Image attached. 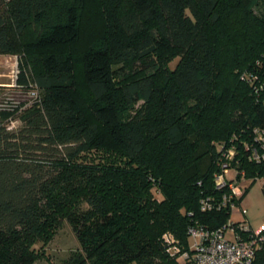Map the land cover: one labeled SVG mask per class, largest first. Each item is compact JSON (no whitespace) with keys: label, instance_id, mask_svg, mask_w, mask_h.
Wrapping results in <instances>:
<instances>
[{"label":"trees","instance_id":"trees-1","mask_svg":"<svg viewBox=\"0 0 264 264\" xmlns=\"http://www.w3.org/2000/svg\"><path fill=\"white\" fill-rule=\"evenodd\" d=\"M86 1L0 0V54L37 91L15 129L0 122V264H33L64 220L81 250L65 264H180L188 229L226 225L245 194L200 209L227 196L223 165L264 179V0H100L80 52L88 115L68 49ZM108 144L118 164L94 156Z\"/></svg>","mask_w":264,"mask_h":264},{"label":"rangeland","instance_id":"rangeland-1","mask_svg":"<svg viewBox=\"0 0 264 264\" xmlns=\"http://www.w3.org/2000/svg\"><path fill=\"white\" fill-rule=\"evenodd\" d=\"M99 3L100 0L86 1L80 18V39L68 47L73 54L76 68L77 84L75 98L86 115H88L87 105L90 102V96L79 78L80 52L84 48L88 38L101 29L102 20L99 12ZM158 46L163 61L171 57V52L168 51L164 45L159 44ZM2 60L4 63V71L8 75V77H6V83H8L9 86L0 87V122H4L10 129H15L19 125V119L17 118L18 114L37 98V91L31 86L24 89L15 86L14 76L17 70V57L9 58L6 56L2 57ZM176 62L177 59H172L168 62V67L173 68ZM25 67H27L28 74L30 75V68L26 64ZM94 156L102 163L111 164H118L122 158L111 144H108L106 150H102ZM236 175L237 172L234 167L227 168V179L234 180ZM239 183L242 190L246 189V191L240 203L232 206L230 209L229 222L235 223L244 220L252 231L259 232L264 227V193L262 182L260 179L253 180L252 178H241ZM154 195L157 199L161 198L157 193H154ZM225 237L229 238L231 234L226 232ZM191 243V238H188V245ZM35 248L39 250V256L33 264H65V261L78 254V252H81L76 237L65 220L55 229L46 243L43 245L37 244ZM169 252L173 254L175 248L172 246L169 247ZM178 262L181 264L183 259L178 257ZM84 264L87 263L85 262Z\"/></svg>","mask_w":264,"mask_h":264},{"label":"built area","instance_id":"built-area-1","mask_svg":"<svg viewBox=\"0 0 264 264\" xmlns=\"http://www.w3.org/2000/svg\"><path fill=\"white\" fill-rule=\"evenodd\" d=\"M17 77L15 71L14 80ZM257 132V131H256ZM259 141L264 144V135L260 134ZM233 154V150L228 151L229 157ZM251 158L259 160L260 156L253 150ZM264 159V155L261 157ZM223 165V173L215 177L216 188H228L227 196H223L217 204L211 203L205 199L201 201L200 209L202 211L210 210L213 207L216 209L224 206L229 200L239 198L243 194V190L239 181H228L226 174L227 169ZM264 182V179H260ZM236 205L230 204V208ZM238 227L240 232L235 231V228L228 222L226 225L215 230H207L203 227H194L188 229L189 237L192 240L190 244L191 253L182 252L180 257L184 259L186 264H251L255 257L257 249L264 244V229L259 232H254L243 220L239 222ZM229 232L231 237H225V233Z\"/></svg>","mask_w":264,"mask_h":264},{"label":"crops","instance_id":"crops-1","mask_svg":"<svg viewBox=\"0 0 264 264\" xmlns=\"http://www.w3.org/2000/svg\"><path fill=\"white\" fill-rule=\"evenodd\" d=\"M9 57V58H15L16 56H12V55H2L0 54V87L1 86H9L8 83H6V77H8V75L5 73L4 68H3V60L2 57Z\"/></svg>","mask_w":264,"mask_h":264}]
</instances>
